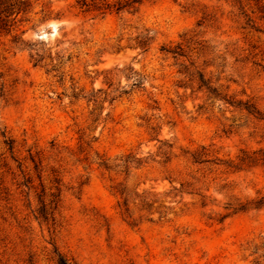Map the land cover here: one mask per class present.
<instances>
[{"label":"rangeland","instance_id":"1","mask_svg":"<svg viewBox=\"0 0 264 264\" xmlns=\"http://www.w3.org/2000/svg\"><path fill=\"white\" fill-rule=\"evenodd\" d=\"M78 1L0 29V264H264V0Z\"/></svg>","mask_w":264,"mask_h":264},{"label":"trees","instance_id":"2","mask_svg":"<svg viewBox=\"0 0 264 264\" xmlns=\"http://www.w3.org/2000/svg\"><path fill=\"white\" fill-rule=\"evenodd\" d=\"M144 0H115L111 2L110 0H79V4L81 7L90 8V6L95 7V9L100 10L105 13L106 11H121L124 9H133L136 10L139 5L142 4ZM26 7V0H0V29H7L15 23V17H11L13 14L18 15L20 12L24 11ZM16 40H20L22 43H25L23 39L19 37L15 38ZM167 52H171L176 54V50L165 49ZM136 82L133 85H138L140 83V79H135ZM199 87H205L210 93L215 94L216 89L211 88L208 84L209 81L205 78L203 73L198 74ZM122 93H126V90H122ZM249 108V107H248ZM193 158L198 161L201 159L200 154H193ZM261 165L264 167V148L259 149L253 153L251 156H246L241 158L240 164L238 165ZM263 203V202H262ZM244 209V207H241ZM41 216L47 220L48 215L46 212L45 204L42 205L40 209ZM58 264H69L67 259L60 256L58 260Z\"/></svg>","mask_w":264,"mask_h":264}]
</instances>
